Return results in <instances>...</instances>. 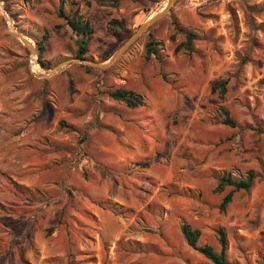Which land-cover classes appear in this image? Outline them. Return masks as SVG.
I'll return each mask as SVG.
<instances>
[{
  "label": "rangeland",
  "instance_id": "obj_1",
  "mask_svg": "<svg viewBox=\"0 0 264 264\" xmlns=\"http://www.w3.org/2000/svg\"><path fill=\"white\" fill-rule=\"evenodd\" d=\"M166 2L0 0V264H211L183 223L216 250L223 227L229 261L264 264V0H177L110 67L63 64L77 36L60 4L89 21L86 58L102 62ZM189 33L192 50L174 51ZM118 87L142 105L112 99ZM248 170L249 190L213 192Z\"/></svg>",
  "mask_w": 264,
  "mask_h": 264
},
{
  "label": "trees",
  "instance_id": "obj_2",
  "mask_svg": "<svg viewBox=\"0 0 264 264\" xmlns=\"http://www.w3.org/2000/svg\"><path fill=\"white\" fill-rule=\"evenodd\" d=\"M58 16L64 18L66 24L71 28V30L77 36L76 44L77 50L75 57L83 58L86 57L87 53V44L90 39V36L93 32L92 27L89 21L82 18V16H77L74 19L70 18L67 14H65L63 10V6L59 5ZM46 37V36H45ZM149 39L145 44V56L146 58H150L151 56H156L158 54L157 49L155 48V41L150 37V32L148 33ZM173 38V36H172ZM194 34H187L185 41L180 42L174 48V51H179L181 48H184L187 51L192 50V42L194 40ZM44 51V46L39 43L38 44V56L39 59L42 56ZM41 64L43 62L41 59L39 60ZM87 70H91L92 67L85 65ZM226 81H222L219 84H211L210 90L211 92L218 91L221 95L226 92ZM108 95L117 101L123 102L129 108H135L142 105V96L134 91L129 89L118 87L111 90ZM222 113L225 116L223 123L228 124L231 127H235V121L230 117L229 112L227 109H223ZM63 123V121H61ZM255 178V173L253 170H248L247 175L241 179H234L229 174H223L219 176L217 179V184L213 188L214 193H222L226 187L231 186L233 190H249L252 186L253 180ZM233 190L228 191L224 196H222L220 203L218 205V209L223 212L225 211L227 205L231 202ZM96 204L101 207L102 209L110 210L111 212L118 214L116 207L113 203H111L108 199L100 198L96 201ZM180 232L186 242V244L192 248L193 250L200 253L204 258L209 260L211 264H233L227 258L226 251H227V235L226 231L223 227H218L215 229L217 234V240L219 244V249L216 250L212 245L208 243H201V231L198 228L193 227L190 223H183L180 226Z\"/></svg>",
  "mask_w": 264,
  "mask_h": 264
},
{
  "label": "water",
  "instance_id": "obj_3",
  "mask_svg": "<svg viewBox=\"0 0 264 264\" xmlns=\"http://www.w3.org/2000/svg\"><path fill=\"white\" fill-rule=\"evenodd\" d=\"M177 0H167L164 7L150 16L145 22H143L141 25L138 26V28L117 48V50L114 52V54L107 60V61H94L92 59L83 57H74L71 58L63 64H72V63H82L84 65H88L90 67H94L96 69H106L110 67L132 44H134L151 26H153L155 23H157L159 20L163 19L167 13L170 11V9L173 7V5L176 3ZM13 33L20 38L24 43H26L29 48L30 52L33 55L34 50L31 48L30 44L20 35H18L14 30H12ZM57 66L52 68L49 72L52 73L56 71Z\"/></svg>",
  "mask_w": 264,
  "mask_h": 264
},
{
  "label": "bare ground",
  "instance_id": "obj_4",
  "mask_svg": "<svg viewBox=\"0 0 264 264\" xmlns=\"http://www.w3.org/2000/svg\"><path fill=\"white\" fill-rule=\"evenodd\" d=\"M163 8V7H162ZM0 9L2 10V7H0ZM161 10V9H160ZM159 10V11H160ZM8 19V18H7ZM12 30H14V29H12ZM31 46V45H30ZM32 48V47H31ZM32 59H31V63L33 64V67H34V69H37L38 68V66H37V63H36V61H35V57H34V55L31 57Z\"/></svg>",
  "mask_w": 264,
  "mask_h": 264
}]
</instances>
